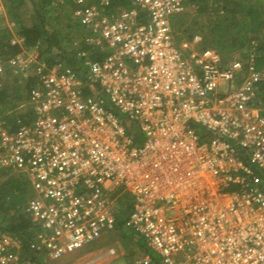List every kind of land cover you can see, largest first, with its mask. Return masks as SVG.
<instances>
[{
	"label": "built area",
	"instance_id": "built-area-1",
	"mask_svg": "<svg viewBox=\"0 0 264 264\" xmlns=\"http://www.w3.org/2000/svg\"><path fill=\"white\" fill-rule=\"evenodd\" d=\"M74 1L82 41L102 58L80 51L79 72L34 49L0 59V76L36 78L33 120L12 131L0 122V169L33 192L29 249L56 261L106 236L128 194L126 223L157 254L128 264H264V67L200 49L199 35L178 42L172 20L187 0H131L113 13L106 0ZM20 249L0 232V264H30Z\"/></svg>",
	"mask_w": 264,
	"mask_h": 264
},
{
	"label": "trees",
	"instance_id": "trees-1",
	"mask_svg": "<svg viewBox=\"0 0 264 264\" xmlns=\"http://www.w3.org/2000/svg\"><path fill=\"white\" fill-rule=\"evenodd\" d=\"M29 1L31 0L3 1L7 14H10V19L18 29V36L23 39V44H12V32L9 29H1V60H8L23 49H37L41 61L49 65L61 61L79 72L83 64V59L78 55L80 51H87L90 58L103 57L105 51L102 52L96 46L86 45L82 41L88 31L74 16L73 12L76 8L74 0H63L62 2L56 0H40V2H37L35 0L37 5L31 15V23L26 24L19 17V11ZM89 1L100 4L105 0ZM106 1L108 3L105 4V11L109 13L132 5L131 0ZM198 1H201V4H197ZM218 1L223 2L222 11L218 10ZM187 3L188 5H194L196 8H192L194 13L190 24H179V30L183 32L184 39H192L194 35L201 33L203 41L200 44V49L213 48L222 53L224 51L236 53L242 49H247V53L242 54L243 59L247 61L251 55H254L256 68L261 69L264 67V0H187ZM55 10L62 11L55 13L58 18L57 22L50 19ZM206 13L211 14L208 21L203 22L197 19L200 15ZM62 18H64V21ZM61 20L66 22L69 29H74L75 35L70 32L66 36H62ZM174 22L172 20L173 28ZM174 33L176 40L180 42L181 36H176L175 29ZM66 40L70 43L68 47L64 46ZM75 41H78V43L76 42V44ZM252 41L253 45L251 44ZM250 45L253 47L252 51ZM35 82V77H22L12 69H7L6 73L0 76V105L6 106L2 111L6 110L9 104L8 108L17 106V103L11 104L14 102L12 101L13 98L16 101H22L21 104L23 105V108L13 112L9 117H5L3 123L10 131L16 129L20 124L29 123L33 120V111L28 101L31 88ZM257 104L264 107V82L259 83ZM196 128L203 139L210 137L209 133L203 129L197 126ZM130 131L134 135L136 143L138 133L132 129ZM32 196L33 192L30 190L29 182L24 176L9 174L0 169V232L12 234L20 241L21 256L24 260H28L30 264L40 263L45 259L43 256H37L35 252L33 253L29 249L31 241L39 230V227L31 221L25 212L27 203ZM118 200H121L120 203L123 205V213L128 214L132 207L130 195L123 194ZM121 221V217L117 215L116 227H119ZM123 222L125 223V220ZM141 246L145 254H153L146 242H141Z\"/></svg>",
	"mask_w": 264,
	"mask_h": 264
},
{
	"label": "rangeland",
	"instance_id": "rangeland-1",
	"mask_svg": "<svg viewBox=\"0 0 264 264\" xmlns=\"http://www.w3.org/2000/svg\"><path fill=\"white\" fill-rule=\"evenodd\" d=\"M4 1V0H2ZM37 2H40V0H36ZM197 4H201V1L196 2ZM39 4V3H38ZM36 2L35 0L29 1L26 5H24L20 11H19V17L23 20L24 23L30 24L31 23V15L34 13V9L36 8ZM218 10H223V2L218 1ZM192 8H196L194 5H188L185 11L177 15L173 20L175 21L174 29L176 32V36L180 37L179 41H182L185 37L183 32L179 30V24H190L191 18L193 16L194 10ZM62 11L55 10L53 12L52 18H50L53 22H57V14ZM52 14V13H51ZM211 18L210 13L202 14L197 19L201 20L203 22L208 21V19ZM64 18H62L63 20ZM61 20V31L63 33L62 36H66V34L70 33L75 35L74 29H69L66 22H63ZM60 26V25H59ZM182 26V25H181ZM0 27L1 29H9L10 32H12V36H18V29L17 27L12 23V20L10 19V14L6 13V17L4 16L2 19H0ZM183 27V26H182ZM183 34V35H182ZM201 37L200 43L198 44V47L201 48V43L203 41V36L201 33L196 34ZM195 36V35H194ZM193 36V37H194ZM12 37V38H13ZM190 40V39H189ZM78 43V41H75V43ZM76 43V44H77ZM253 41L251 42V44ZM69 41L64 42V46L68 47ZM253 45V44H252ZM251 46V45H250ZM213 49V48H209ZM253 50V47H250V50ZM38 54L39 51L37 49H34ZM216 50V49H214ZM250 50L248 51L250 53ZM251 50V51H252ZM217 51V50H216ZM247 49H242L239 52L236 53H230L229 51L218 52L224 60H234V59H240L242 61H245L243 59V55L246 52ZM243 54V55H242ZM11 104L17 103V106L14 108H8L10 106L7 105V109L2 111L6 106L0 105V122L4 125L3 122H5V117H9L13 112L20 110L23 108V105L21 104L22 101H16L14 98L12 99ZM3 106V107H2ZM260 107H263L260 105ZM135 132V131H134ZM136 134V133H135ZM136 145L140 146L143 144L145 137L143 134L138 133L136 135ZM121 200L116 199L115 200V208L118 209L117 215L121 217L122 221L119 225V227H116L114 231L107 234L106 236H103L102 238L84 246L80 250L74 252L73 254L67 255L59 260L56 261H48L44 259L43 261L36 262L33 264H128L132 260H134L136 257L142 256L145 254L144 249L141 246V242L144 240L138 233H136L127 223H126V213H123V205L120 203ZM125 220V223L123 222ZM145 242V241H144ZM111 250H114L112 253ZM150 251L153 253L152 255L157 257V254L150 249Z\"/></svg>",
	"mask_w": 264,
	"mask_h": 264
}]
</instances>
